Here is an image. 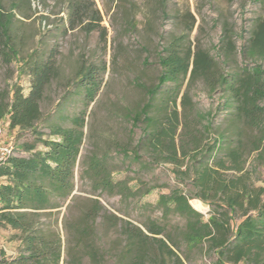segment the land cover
<instances>
[{
	"label": "trees",
	"instance_id": "obj_1",
	"mask_svg": "<svg viewBox=\"0 0 264 264\" xmlns=\"http://www.w3.org/2000/svg\"><path fill=\"white\" fill-rule=\"evenodd\" d=\"M14 9L8 11L0 5V64H22L31 84L28 96L15 84L0 88V122H8L9 131L17 130L16 147L28 157L14 156L11 147V153L0 160V230L14 231L19 241L15 256L0 249V264H82L84 259L89 264H102L103 256L95 242L99 221L118 229L124 237L117 264H186L195 250L201 261L210 264H264V183L257 186L253 181L258 168L264 171V14L256 19L248 39L239 47L223 29L219 42L224 46L225 60L238 55L245 61L229 72L223 60L200 48L184 50L181 39H174L158 58L160 76L147 89L146 104L129 117L131 129L143 125L133 148L151 150L147 165L157 161L169 164L175 181L182 186L188 183L191 188L186 193L180 187L158 198L156 206L163 223L150 222L145 233L108 215L100 198L128 199L134 194L125 182L111 178L109 155L90 156L82 163L81 179L96 198L87 201L75 220L64 222L63 239L48 220L52 211L74 200L85 112L71 117L59 115L58 120L53 118L61 114L62 106L48 114L42 112L45 89L57 77L56 63L51 58L33 57L21 63L15 44ZM86 16V6L72 1L69 30H97L101 18L90 15L93 21L86 24ZM76 74L79 81L75 86L88 105L100 91L97 72L87 67ZM186 77L202 80L210 95L219 94L222 117L218 127L213 128L212 112L190 117L187 95L180 97L183 110L179 111L177 92L164 121L150 117L153 101L163 87ZM66 122L69 127L63 126ZM248 132L254 133L252 137ZM23 133L32 139L21 142ZM185 138L188 141H183ZM118 148L123 160L138 159L134 149L127 152L124 147ZM193 199L210 207L207 221L189 205ZM194 205L200 207L197 201ZM172 214L185 220L176 235L167 220Z\"/></svg>",
	"mask_w": 264,
	"mask_h": 264
},
{
	"label": "rangeland",
	"instance_id": "obj_2",
	"mask_svg": "<svg viewBox=\"0 0 264 264\" xmlns=\"http://www.w3.org/2000/svg\"><path fill=\"white\" fill-rule=\"evenodd\" d=\"M72 1L86 6V24L93 21L90 15L97 14L101 18L97 30L90 33L82 27L69 30ZM0 5L8 11L15 7V44L21 63L29 57L51 58L56 63L57 77L45 89L40 104L42 112L48 114L58 105L62 106L61 114L58 113L54 120H58L59 115L71 117L85 112L84 139L74 175V200L66 202L60 210L52 211L49 220L46 216L60 238L65 239L64 222L75 220L87 201L96 198L81 179L82 163L90 156L104 154L109 155L113 181L125 182L134 194L128 199L120 196L100 198L107 214L115 215L145 233V226L150 222L162 224V212L156 206L158 198L180 187L186 193L191 188L188 183L182 186L175 181L169 164L157 161L147 165L151 150L148 147L141 150L133 148L142 135L140 129L143 125L138 124L131 129L129 117L146 104L147 89L153 87L160 76L158 58L174 39H181L184 50L200 48L215 59L223 60L226 72L232 66L244 63L238 55L225 60L224 46L219 40L226 28L232 42L238 47L242 45L256 19L264 14V0H0ZM193 21V29H190ZM87 67L97 72L101 87L94 101L85 105L83 93L75 83L79 81L78 70H86ZM14 84L21 88L24 96H28L31 77L26 67L16 62L9 67L0 64V88ZM175 92L178 104L182 95L188 96L192 108L190 117L197 118L198 114L212 112L215 116L213 128L218 127L222 117L218 111L219 94L210 95L202 80L191 81L189 77L180 79L178 84L163 87L153 101L151 118L160 122L166 119L171 112L170 100ZM178 109L183 110L180 104ZM63 126L69 127V123H63ZM43 132L47 133V129ZM17 134L16 129L9 131L8 122L1 121L0 147H12L14 156L28 157L16 147ZM253 134L248 132L250 137ZM20 136L21 142L32 139L26 133ZM118 147L126 148L127 152L134 149L138 159L123 160L117 152ZM253 181L257 186L264 183L262 169H257ZM194 201L199 202L200 207L194 205ZM189 205L201 214L204 221L208 220L209 206L195 199ZM167 220L175 235L185 223L173 214ZM99 222L95 242L103 256L102 264H117L124 237L118 229ZM238 222L236 220L235 224ZM15 235L10 229L0 230V249L8 256L16 255L19 241ZM189 257L186 264H210L208 260L201 261L197 250L190 252ZM82 264H89L88 260L84 259Z\"/></svg>",
	"mask_w": 264,
	"mask_h": 264
},
{
	"label": "built area",
	"instance_id": "obj_3",
	"mask_svg": "<svg viewBox=\"0 0 264 264\" xmlns=\"http://www.w3.org/2000/svg\"><path fill=\"white\" fill-rule=\"evenodd\" d=\"M10 153H11V147L9 148L0 147V160L8 156Z\"/></svg>",
	"mask_w": 264,
	"mask_h": 264
}]
</instances>
